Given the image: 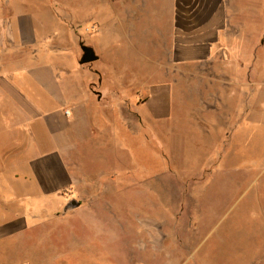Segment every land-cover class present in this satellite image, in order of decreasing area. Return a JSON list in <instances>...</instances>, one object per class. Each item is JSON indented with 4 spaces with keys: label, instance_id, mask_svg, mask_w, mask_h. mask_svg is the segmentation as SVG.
<instances>
[{
    "label": "rangeland",
    "instance_id": "obj_1",
    "mask_svg": "<svg viewBox=\"0 0 264 264\" xmlns=\"http://www.w3.org/2000/svg\"><path fill=\"white\" fill-rule=\"evenodd\" d=\"M123 1L132 7L135 0H0V15L15 20L17 62L31 67L49 58L47 64L56 67L50 58L57 59L63 70L47 67L46 71L56 78L91 77V71L105 81L121 77L129 83L130 96L150 80V71L136 70L144 67L137 63L138 49L129 45L137 40L100 34V20L112 16L114 20L123 9L126 13ZM160 1L166 4L159 8L167 24L175 14L169 5L172 0ZM215 1L223 7L229 29L241 36L238 42L234 38L229 42L233 53L240 52L237 58L232 54L236 66L238 62L244 66L209 71L215 75L213 81L207 78L208 71L186 70L187 78L184 73L180 78L181 107H175V116L183 115L184 106L204 114L161 121L159 132L153 134L146 128H129L126 145L122 143L126 154L123 151L119 158V151L111 150L107 167L113 171L105 182L88 181L96 176L88 171L93 158L83 135L81 149L74 151L76 164L81 163L80 190L112 192L77 197L82 207L65 214L42 206L43 197L17 198V206L29 207L31 213L25 216L33 228L26 233L25 251L19 242L24 235L11 239L15 255H65L70 259L65 264H264V0ZM207 4L199 0L202 13ZM4 25L6 32L13 30L11 21ZM9 35L5 44L11 43ZM82 42L93 46L99 59L80 64ZM8 55L7 50L0 54V73L8 68ZM115 66L126 69L109 71ZM160 73L161 80L173 75ZM25 74L33 78L30 71ZM190 78L189 104L183 94ZM102 89L110 87L103 84ZM141 99H147L145 92ZM46 104L42 103V111L73 103L57 97ZM12 105L0 98V141L8 135L9 113V121L15 118L17 124L16 140L33 143L37 154L54 152V126L46 123L43 114L29 123L23 107ZM98 110L99 115L108 113L103 105ZM236 121L234 135L231 129L221 133L216 127ZM111 138L117 142L113 133Z\"/></svg>",
    "mask_w": 264,
    "mask_h": 264
},
{
    "label": "crops",
    "instance_id": "obj_2",
    "mask_svg": "<svg viewBox=\"0 0 264 264\" xmlns=\"http://www.w3.org/2000/svg\"><path fill=\"white\" fill-rule=\"evenodd\" d=\"M125 3L123 1V5L128 6L125 14H122L123 9L114 20L113 16L110 19L106 18L105 22L100 20L102 24L100 34L107 38L123 36L137 40L135 45L131 41L129 45L138 49L137 63L144 67L137 66L136 70H145L148 73L150 71V80L143 82L142 88L130 96L126 94L129 83L121 77L105 81L96 79L97 72L91 71V77L89 74L85 78L82 76L72 79L56 78V75L49 76L46 71L47 67L50 70H63L62 63L57 59L50 58V61L57 64L56 67L47 64L49 58L38 64L34 63L35 65L31 67H27L26 62L23 64L17 62L15 20L5 19V16L0 15V54L5 53V50L9 54L8 68L0 73V98L13 103V109L16 103H19L28 115L29 123L31 119L43 114L46 123L54 126L51 129L56 131L54 137L56 150L47 154H37L38 149L33 143L20 141L18 138L16 140L15 118L9 121L10 114L7 115L9 133L7 132V138L3 142L0 141V264H65L70 261L65 255L17 256L11 239L15 235H24L21 237L24 240H19L20 244H24L25 236L33 228L25 216L31 213L29 207L17 206V198L32 195L43 197L45 202L42 206L46 205L49 209L54 208V212L65 214L82 207L80 202L77 206L70 205L77 197L100 196L112 192L106 189L80 190L81 163L76 164L79 160L75 159L74 151L81 149L83 135H87L88 153L93 158L87 165L92 170L89 168L88 171L96 176L94 179L90 177L88 181L105 182L111 179L113 171L111 166L107 167L111 150L114 148L116 153L118 150L119 158L123 151L126 154V146L122 143L126 145V132L129 128L133 130H138L139 127L146 128L147 132L153 134L154 130L159 132L161 121L176 116L191 119L193 116L204 114L184 106L183 113L178 109V114L183 115L175 116V107L176 109L181 107L180 78L183 73L185 76L183 78H187L186 70L208 71L207 78L213 81L215 75L209 71L223 68L238 69L240 64L244 66L242 65L244 63L239 62L236 66L232 54L235 53L237 58L240 52L235 50L233 53L229 42L233 38L238 42L241 36L229 29L227 15L224 14L223 7L216 6L215 0H207V9L204 13L199 0H172L169 5H173L172 12L175 14L170 16L167 24L161 20L163 17L159 7L166 4L160 0H135L132 7L131 3ZM163 10L165 9L161 11ZM146 13L150 15L144 16ZM6 20L11 21L13 25V30L9 29L10 25L7 27L9 29L7 32L11 36V43L7 44L4 25ZM251 45L254 53V38ZM105 58L104 56V61L107 62ZM123 69L126 68L115 66L109 71L120 70V73ZM26 71H30L33 78H25ZM160 71H170L173 75L169 80L162 76L161 80ZM103 84L108 85L110 89H102ZM21 85H25L26 89L23 90ZM191 86V78L185 80L183 98L189 104L192 101ZM144 92L147 94L145 100L141 99ZM57 97L61 101H71L73 104L57 111L51 107L42 111L40 108L42 103L57 100ZM100 103L108 113L99 115L98 109L102 107ZM86 108H89L90 112L87 113ZM91 109L97 112L92 113ZM66 111H69V114ZM68 116H71V122ZM238 122L217 124L216 127H220L221 133L224 131L230 133L231 129V134L234 135ZM211 125L214 126L213 123ZM112 133L118 137L117 142L111 138ZM40 224L37 223V226ZM26 246L25 244L21 246L23 251L28 248Z\"/></svg>",
    "mask_w": 264,
    "mask_h": 264
},
{
    "label": "water",
    "instance_id": "obj_3",
    "mask_svg": "<svg viewBox=\"0 0 264 264\" xmlns=\"http://www.w3.org/2000/svg\"><path fill=\"white\" fill-rule=\"evenodd\" d=\"M81 48L83 50V54H82V57L80 59L81 64L93 62V61L99 59V55L97 54V52L93 46L87 45L84 42H82ZM79 204H80L79 201H77L75 199L74 201L71 202L70 205L71 206H77Z\"/></svg>",
    "mask_w": 264,
    "mask_h": 264
},
{
    "label": "built area",
    "instance_id": "obj_4",
    "mask_svg": "<svg viewBox=\"0 0 264 264\" xmlns=\"http://www.w3.org/2000/svg\"><path fill=\"white\" fill-rule=\"evenodd\" d=\"M67 113L69 114V111H67Z\"/></svg>",
    "mask_w": 264,
    "mask_h": 264
}]
</instances>
